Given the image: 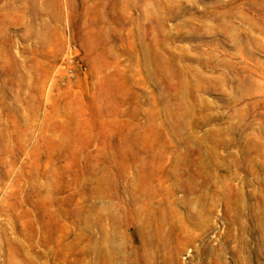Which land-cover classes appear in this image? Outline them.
<instances>
[{
	"label": "rangeland",
	"instance_id": "374dc122",
	"mask_svg": "<svg viewBox=\"0 0 264 264\" xmlns=\"http://www.w3.org/2000/svg\"><path fill=\"white\" fill-rule=\"evenodd\" d=\"M0 264H264V0H0Z\"/></svg>",
	"mask_w": 264,
	"mask_h": 264
}]
</instances>
